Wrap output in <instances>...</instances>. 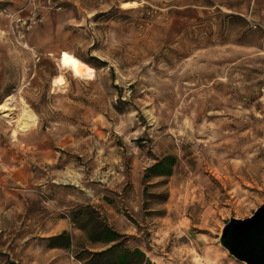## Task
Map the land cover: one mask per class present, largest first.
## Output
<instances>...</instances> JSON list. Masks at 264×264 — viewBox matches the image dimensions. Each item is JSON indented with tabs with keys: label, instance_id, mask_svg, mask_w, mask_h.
Here are the masks:
<instances>
[{
	"label": "rangeland",
	"instance_id": "1",
	"mask_svg": "<svg viewBox=\"0 0 264 264\" xmlns=\"http://www.w3.org/2000/svg\"><path fill=\"white\" fill-rule=\"evenodd\" d=\"M0 105V264H84L95 218L147 264L236 261L221 233L264 205V0H0Z\"/></svg>",
	"mask_w": 264,
	"mask_h": 264
},
{
	"label": "trees",
	"instance_id": "2",
	"mask_svg": "<svg viewBox=\"0 0 264 264\" xmlns=\"http://www.w3.org/2000/svg\"><path fill=\"white\" fill-rule=\"evenodd\" d=\"M175 165V159L165 157L151 168L146 170L149 177L171 176L172 167ZM91 230L87 232L88 241L96 245L102 243L107 246L106 249L90 251L81 249L75 258L84 264H147L148 258L139 249H130L126 246V237L118 233L113 227L97 218L90 223ZM80 229L86 231L85 227L80 225ZM55 246L68 250L73 248L72 238L64 233L52 239Z\"/></svg>",
	"mask_w": 264,
	"mask_h": 264
},
{
	"label": "water",
	"instance_id": "3",
	"mask_svg": "<svg viewBox=\"0 0 264 264\" xmlns=\"http://www.w3.org/2000/svg\"><path fill=\"white\" fill-rule=\"evenodd\" d=\"M220 244L241 264H264V205L249 218L228 221Z\"/></svg>",
	"mask_w": 264,
	"mask_h": 264
},
{
	"label": "clouds",
	"instance_id": "4",
	"mask_svg": "<svg viewBox=\"0 0 264 264\" xmlns=\"http://www.w3.org/2000/svg\"><path fill=\"white\" fill-rule=\"evenodd\" d=\"M71 57V56H70ZM75 61L77 60H63V64L67 67H70L72 69H74L75 71V75L77 77H84V78H90L93 74V69L91 68H87L84 65L80 64V63H76ZM57 83H60V81H57Z\"/></svg>",
	"mask_w": 264,
	"mask_h": 264
},
{
	"label": "built area",
	"instance_id": "5",
	"mask_svg": "<svg viewBox=\"0 0 264 264\" xmlns=\"http://www.w3.org/2000/svg\"><path fill=\"white\" fill-rule=\"evenodd\" d=\"M15 23H16V28L19 29L17 30L18 38L24 39L26 33L30 30V26H28L27 22L22 18H17L15 20Z\"/></svg>",
	"mask_w": 264,
	"mask_h": 264
},
{
	"label": "bare ground",
	"instance_id": "6",
	"mask_svg": "<svg viewBox=\"0 0 264 264\" xmlns=\"http://www.w3.org/2000/svg\"><path fill=\"white\" fill-rule=\"evenodd\" d=\"M130 5H131L130 3H124L122 7H128V6H130ZM0 111H1V113H2V112H6V111H7V108H6L4 105H0ZM23 128H24V127H23ZM23 128H22V129H23Z\"/></svg>",
	"mask_w": 264,
	"mask_h": 264
},
{
	"label": "snow or ice",
	"instance_id": "7",
	"mask_svg": "<svg viewBox=\"0 0 264 264\" xmlns=\"http://www.w3.org/2000/svg\"><path fill=\"white\" fill-rule=\"evenodd\" d=\"M67 59V60H74L72 57H70L67 53L64 54V60ZM76 63H79L78 61H75ZM63 81L60 80V83H62Z\"/></svg>",
	"mask_w": 264,
	"mask_h": 264
},
{
	"label": "crops",
	"instance_id": "8",
	"mask_svg": "<svg viewBox=\"0 0 264 264\" xmlns=\"http://www.w3.org/2000/svg\"><path fill=\"white\" fill-rule=\"evenodd\" d=\"M228 264H241V263H239L237 261H232V262H229Z\"/></svg>",
	"mask_w": 264,
	"mask_h": 264
}]
</instances>
